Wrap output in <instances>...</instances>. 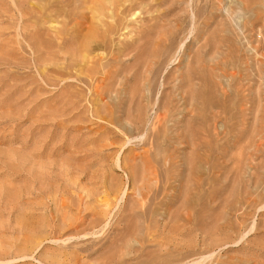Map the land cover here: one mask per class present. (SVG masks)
I'll use <instances>...</instances> for the list:
<instances>
[{"label": "rangeland", "instance_id": "1", "mask_svg": "<svg viewBox=\"0 0 264 264\" xmlns=\"http://www.w3.org/2000/svg\"><path fill=\"white\" fill-rule=\"evenodd\" d=\"M0 264H264V0H0Z\"/></svg>", "mask_w": 264, "mask_h": 264}]
</instances>
